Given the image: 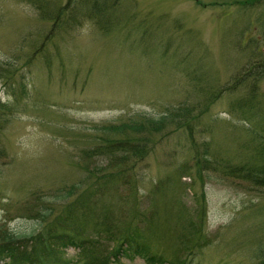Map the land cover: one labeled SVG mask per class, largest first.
I'll list each match as a JSON object with an SVG mask.
<instances>
[{
    "label": "rangeland",
    "instance_id": "1",
    "mask_svg": "<svg viewBox=\"0 0 264 264\" xmlns=\"http://www.w3.org/2000/svg\"><path fill=\"white\" fill-rule=\"evenodd\" d=\"M68 1L0 0V231L36 233L39 212L76 202L106 249L108 220L166 264H264V187L220 162L255 156L237 104L254 86L264 108V0H100L105 30ZM127 138L142 158L85 153Z\"/></svg>",
    "mask_w": 264,
    "mask_h": 264
},
{
    "label": "trees",
    "instance_id": "2",
    "mask_svg": "<svg viewBox=\"0 0 264 264\" xmlns=\"http://www.w3.org/2000/svg\"><path fill=\"white\" fill-rule=\"evenodd\" d=\"M255 1L247 3L251 4ZM241 5L244 4L241 3ZM70 6L72 9L77 8L79 13L82 14L79 19L94 20L101 30L108 28L106 22H103V19L106 18L107 9H110L106 3L100 0H78L76 5L75 0H69L64 8L66 9ZM43 11L44 7L42 8ZM52 11V15L55 14V17L62 18L59 9ZM70 17H72V20L74 18L73 14ZM65 19L68 20V18ZM255 41L257 42L258 40L255 39ZM260 63L264 65V60L258 62L256 65ZM263 65L262 72L259 73H264ZM259 73L254 77L255 83L259 79ZM253 91L254 86L248 99L241 100V103L237 105H239L238 108L241 111L244 110L242 114L244 113L248 119L251 118L253 121H257L253 122L252 126L251 124L249 126V132L253 137V141H255V156L252 160H241L235 164L223 159L220 162L225 165L223 169L227 174L236 178L246 179L255 186L264 187V108L259 105L261 103V101L257 100L259 98L255 97L256 100L254 98L251 101L254 97ZM169 116L165 113L162 117L156 120L152 119L154 120L153 122L149 120V122L159 127L160 124L163 125L170 122L168 120ZM121 127L111 125L103 126V129L108 131L112 129L120 130ZM131 128L139 132L143 129V124L140 123ZM104 141V143L97 144L85 153L87 155H105L108 163L114 165L124 162L129 157L142 158L147 152L145 142L136 138L121 140L105 139ZM98 189L102 190L104 188L98 187ZM72 193L73 190L70 188L66 191L64 197ZM78 209L77 203L73 202L61 214L56 215L53 219L54 221L46 220V217L52 211L51 208H48L46 212H39V217H35L43 227L30 235L19 236L8 229L1 230L0 262H4L5 264H121V259L123 258L131 260L136 256H140L143 258L145 264H166L164 258L150 251L148 245L142 240V235L136 228L121 229L118 226H112L108 220L103 222V231L105 232V237L110 238V240L112 239V245L109 249L104 248L97 242L98 240H93L86 236L85 232H83L84 228L77 224L75 212ZM69 247L76 249V253L72 258L65 256L66 249ZM262 263H264V259Z\"/></svg>",
    "mask_w": 264,
    "mask_h": 264
}]
</instances>
